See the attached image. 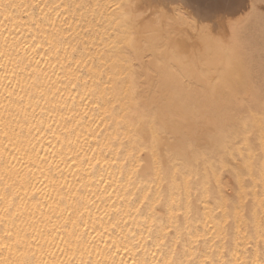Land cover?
I'll return each instance as SVG.
<instances>
[{"label": "snow or ice", "instance_id": "obj_1", "mask_svg": "<svg viewBox=\"0 0 264 264\" xmlns=\"http://www.w3.org/2000/svg\"><path fill=\"white\" fill-rule=\"evenodd\" d=\"M216 3L220 9H224L233 7L238 0H216ZM187 7L188 0H112L110 3H101L97 0L95 4L90 0L67 4L48 3L42 0H33L32 3L0 0V16H3L0 25L12 22L15 32L20 33L21 28L16 27L13 19L15 10L25 9L24 14L32 17L27 26L32 44L29 45L27 42L28 36L23 40L19 35L13 38L14 45H19L26 51L30 46L39 49L43 43H47L51 50L54 42L63 43L60 38L63 29L57 28L56 22L59 19L61 25L68 27L71 25L68 24L67 17L61 19L63 16L59 11L61 8L74 17L79 14L78 23L89 25L88 29H82L85 34L91 31L93 24L98 28L103 26L102 22L96 19L97 15L104 17L107 13V18L114 22L110 23L113 31L109 34V39L114 38L113 47H119L121 52L126 53L123 60L125 67L121 69L124 75L115 78L111 84L103 80L96 81L95 77L83 72L76 74L75 79L79 81L84 77L85 94L81 101L87 102L85 107L91 103L94 109L105 113L101 118V124L109 117L115 119L119 116V120L116 121L117 127L127 128L120 147L115 151L118 155H123L127 151L124 157L125 168L129 161L133 163V167L129 170L126 183L128 188H136L143 195L142 199L140 195H136L135 199L130 198L127 206L113 205L106 208L104 215L108 216V220L104 221L101 218L100 228L92 227L87 234L79 231L76 221H72L73 229H66L68 219H64L63 228L54 225L51 232H45L39 225L46 226L51 223L52 216L45 215L44 206L39 201L36 207L40 209V217L33 211L26 225L24 221H21L19 226L15 224L16 219L23 215L16 203L19 189L15 182L11 185L6 184L5 190L0 193V202L4 205L0 208V224L4 225L6 238L0 240V264H264V188L261 189L258 205L254 203L252 205L253 208L258 207L260 211H253L251 215L248 213L250 202L256 199L253 196L254 189L250 185L264 186V0H260L259 4L255 0H252V3L244 0L239 16L241 21L259 20L261 29L259 45L252 41L243 47L221 45V55L207 65L208 71L190 62L187 55L182 53L178 39L173 40L180 30L196 24L185 11ZM37 9L40 10L39 13ZM52 12L56 13V19L51 17ZM201 15L203 20L197 26L201 32L211 35L215 21L210 15L203 13ZM46 24L48 28L44 27ZM104 31L107 32L108 29L105 28ZM233 31L235 34V27ZM41 36L44 37L43 41L37 42ZM85 48L90 51L91 46L85 42ZM78 50L74 48L73 53ZM71 59L75 60V56H71ZM89 60L94 58L89 56L85 59L82 56L75 62L78 67L82 63L87 66ZM39 63L40 61H36L37 65ZM69 69L72 71L71 65ZM13 75H17L15 69ZM66 78L73 79L71 76ZM138 78L143 79L146 93L137 89ZM89 79L93 81L91 88L88 87ZM101 83L104 84V89L99 87ZM17 87L20 89L19 92L15 91ZM78 87L79 83L72 84L73 89ZM4 88L7 95L0 94V99L8 103L0 104V108L5 109L11 120L5 121L0 118V125H4L6 130L3 131V135L12 145L13 152L18 154L13 158L21 164V170H16L15 165H11V168L21 181V187L30 183L28 175L21 174L24 168L32 173L39 171L41 175L50 178L51 190L60 195L61 199L57 201L51 196L48 191L49 185L37 188L34 184L31 185L32 198L35 199L36 194H43L45 199L52 200L47 210L60 220L63 212L71 211V208L65 205L59 212L56 209L60 208L66 198L73 195L72 185L67 183L65 171L72 173L81 171L85 160L88 161L90 168L99 166L101 161L95 157H80L78 151L72 157L61 155L65 142L71 146L73 141L68 137L61 139L59 135L56 136V140L61 144V153L54 151L55 145H52L50 148H44L46 154L41 155V149L37 148L36 144L39 142L38 138L47 135L41 131L42 127L50 126H46L42 118L37 120L35 108L39 106V99H46L51 88L41 87L39 77L30 80L20 78L15 84L9 80ZM29 89H35L36 92ZM193 89L196 90L195 95ZM109 90L112 95L108 94ZM97 92L100 94L96 95ZM71 98L75 100V96ZM25 99L29 102L25 103ZM177 99L181 101L195 99L201 106V111L207 113L206 122L189 123L179 129L169 126L166 119L167 110L159 106ZM33 100H36L35 105L32 104ZM121 105L127 109L123 115L120 114ZM13 107L15 110L9 111ZM30 107L31 113L28 111ZM159 113L163 114L158 115ZM84 115L86 117L87 113ZM34 129L36 135H33ZM64 132L70 134L68 128H65ZM53 135H56L54 130ZM129 146L131 151H128ZM138 150L142 153L139 157ZM6 151L7 146L0 149V156ZM49 154L52 156L51 160ZM57 155H60V160L55 159ZM69 159L70 164L67 163ZM137 159L143 167L136 165ZM92 160H95L94 164L91 163ZM116 162L113 160L110 163ZM62 163L65 165L64 168L60 167ZM145 171L152 183L141 187L135 181ZM124 174L125 169L122 168V180ZM167 175H171L174 187L187 192L186 202L184 200L178 202L175 197L169 202L162 192L155 193V200L153 199V186L159 187L156 185V179L164 182ZM58 176L63 178V183L57 179ZM98 183L108 182L101 179ZM66 189L67 196L64 195ZM104 191L111 196L107 189ZM194 203L203 204L210 218L215 220V226L212 228L215 235L214 243L216 240L226 242L236 239L238 244L239 238L232 237L231 231L233 228L237 233L243 230L249 240L255 239L256 254L249 256L246 253L245 258L241 259L225 243L216 249L221 254L217 257L200 251L197 246H185L181 252L173 244L168 243L169 233L173 229L166 224L157 226V205L160 208L167 205L170 224L175 223L180 216H184L188 223H192ZM80 206L87 207L86 204L81 205L77 202V211ZM196 211L198 212V209ZM133 213L136 216H143L144 223L140 225L139 233L132 232L129 235L125 232L129 219L125 217L134 220ZM215 213L222 215L216 217ZM82 215L81 213V217ZM9 220L13 221L11 226L7 223ZM95 224L96 220L93 219V225ZM12 227L16 228L15 233L11 230ZM84 227L88 228L87 222H84ZM64 230L68 231V236L61 235L64 245L61 247L55 236ZM184 231L191 235L187 224ZM91 232H95L96 235L92 237L90 246L85 237ZM201 239L207 241L208 237L197 235V244ZM41 240L43 244L48 245L47 249ZM73 240L76 241L75 244L72 243ZM100 241L104 243L103 248L99 246ZM180 243L181 238L178 235L175 244ZM34 244L39 248L41 255L39 260L34 259ZM185 244L187 245V241ZM92 247L96 248L95 255ZM157 250L161 253L160 256H157ZM140 253L144 255L140 256ZM229 253L235 259L224 258ZM45 255L51 258L43 259ZM149 256L151 259H148Z\"/></svg>", "mask_w": 264, "mask_h": 264}, {"label": "bare ground", "instance_id": "obj_2", "mask_svg": "<svg viewBox=\"0 0 264 264\" xmlns=\"http://www.w3.org/2000/svg\"><path fill=\"white\" fill-rule=\"evenodd\" d=\"M17 3H32L33 0H16ZM42 2L48 3H76L81 2V0H42ZM91 3L95 4L97 0H90ZM101 3H110L112 0H99ZM194 0H188V3H192ZM244 0H238V3L231 8L220 9L217 6L216 0H212L210 6H208L209 11L204 12V10L197 9H188L185 8V11L189 13V18L193 21H196L192 27H187L178 33L177 37H173V40L178 39L181 51L183 54H186L190 62H194L196 65H199L204 71H208V64H211L221 55V45H235L237 47H243L249 44L250 41L259 45L260 42V24L259 20L255 19L252 21H241L239 16L241 15V7ZM259 4L260 0H255ZM248 3H252V0H248ZM193 10V11H192ZM25 9H17L14 13V21L16 27L21 28L20 33L15 32L12 22H6L4 25H0V94L6 96L4 86L8 84L9 80L15 84L17 79L23 78L25 80L34 79L39 77V84L45 89L51 88V91H48L46 99H39V106L35 108L37 120L42 118L46 126L42 127L41 131L46 132L47 135H44L42 138H38L36 146L41 149V155L46 153L43 151L44 148H50L52 145H55L54 151L61 153V144L57 142L56 136H61V139L68 137L73 141V144L69 146L66 142L64 144L63 151L61 155L72 157L78 151L80 157H95L101 161V164L95 168L88 167V161L85 160V163L82 167V170L77 173L65 171L64 175L67 177V183L72 185L71 195L69 198H66L63 201V204L60 205V208H57L56 211L59 212L65 205L71 208V211H64L63 217L60 220H57L55 215H52L47 209L48 205L52 203V200L45 199L43 194H36V198L33 199V188L34 184L37 188H42L44 185H49L48 191L51 196L59 201L61 199L60 195H57L55 191H52V185L50 178L41 175L39 171L35 173L29 172L27 168L22 169L21 174H27L30 178V183L21 187V181L15 175V171L11 168V165H15L16 170H21V164L13 158L15 154L13 152L12 145L9 144L7 137L3 135V131L6 130L4 125H0V149H3L7 146V151L3 153V156H0V193L5 190V185H11L14 182L16 183L17 188L19 189L18 197H16V203L19 206V211L23 213L18 219H16L15 224L21 225V221L25 222V225L29 218L32 215V212L35 211L37 217H40V209L36 207L37 201H39L45 210V215H51V223L45 225H39L44 228L45 232H51L53 226L64 227V219H68L66 229H73L74 225L72 221H76L79 225V231L85 232L86 234L92 227L100 228V220L103 218L104 221L108 220V216L104 215V210L110 206H127L129 199H135L136 195H140V198H143V195L139 193V190L136 188H128L126 183L127 175L129 170L133 167L131 161L128 162L127 167L125 168L124 157L127 155V151L123 155H118L115 149L120 147L121 140L124 139L125 133L127 131L126 127L118 128L116 121L119 120V116L113 119L109 117L104 123H100L101 118L105 115L103 111H98L94 109L91 103L87 104L82 103L81 97L85 94L84 88V77H81L79 81L75 79V75L83 72L89 76L95 77L96 81H105L111 84L113 80L117 77L124 75V72L121 71L125 67L123 64L124 57L126 53L121 52L119 47H113V39H109V34L112 33L113 29L110 27V23H114L107 18V13L104 17L97 15L96 19L102 22V27H97L93 24L91 26V31L85 34L82 29H88L89 25L84 23H78L79 14L74 17L70 12H64V9L61 8L59 11L63 13L64 17H67L68 24L61 25L60 20L56 22L57 28H62L61 39L63 43L55 44L49 49L47 43H43L42 47L39 49H33L31 46L26 51L23 47L19 45H14V36L19 35L21 40L25 36H28L29 45L32 44L31 37L27 33L28 21L32 17L25 15ZM30 11V10H27ZM37 13L40 12L39 9L36 10ZM47 11V10H46ZM212 11V12H211ZM210 15L211 18L215 21V28L211 35L205 34L200 31L197 26L203 16L201 15ZM51 17L56 19V13L52 12ZM3 19V16H0V20ZM207 22V21H204ZM48 28L46 24L44 26ZM235 27V34L234 29ZM107 28L108 31L105 32L104 29ZM47 33H45L46 35ZM7 37V40H5ZM44 37L41 36L37 42L43 41ZM85 42L91 46V49L85 48ZM79 49L73 53V49ZM71 54V55H69ZM71 56H75V60L71 59ZM87 59L89 56L93 57L94 60H89L87 66L83 63L79 65L76 64V60L81 59V57ZM36 61H40L39 65L36 64ZM59 61V62H58ZM17 65L19 67L17 68ZM30 65V66H29ZM71 65L72 71L69 69ZM16 70L17 75H13V70ZM35 70V71H34ZM5 73H7V78H5ZM73 77L69 80L66 77ZM79 83L80 87L73 89L72 84ZM131 83V81H129ZM88 87H93V81L88 80ZM101 89H104V84L99 85ZM127 88V85L124 86ZM136 87L141 92L146 93L145 83L143 79L138 78L136 82ZM16 92H19L20 89L17 87ZM29 91L36 92L35 89H29ZM196 90L193 89V95H195ZM61 93L63 94L61 96ZM100 93L97 92L96 95ZM109 95H112L109 90ZM38 95V94H37ZM75 96V100L71 97ZM16 97H14L15 99ZM29 101L25 99V103ZM8 101L0 99V104H7ZM32 104H36V100L32 101ZM107 107L110 108V105ZM167 110V121L169 126H173L179 129L181 126H185L189 123L195 124L197 122L205 123L207 113L201 111V106L195 99L191 100H175L170 101L167 105H160ZM42 109L44 111H42ZM14 107L9 111H14ZM126 107L121 105V115L126 111ZM29 113L32 112V108L28 109ZM85 113L87 116L85 117ZM159 113L158 115H162ZM0 118L5 121L11 120V116L5 111L4 108H0ZM109 120L111 123H109ZM36 121H33L35 123ZM68 128L69 132H64V129ZM53 130L56 135H53ZM27 132V129H25ZM33 135H36L35 129L33 130ZM51 141V143H49ZM125 143L127 141L125 140ZM71 148V150H70ZM128 151H131V146H129ZM142 155L138 150L137 157ZM60 155L55 157L56 160H60ZM27 158L25 157V160ZM49 159H52V156L49 154ZM117 161L115 164L110 163L111 161ZM108 161V162H106ZM71 163V159L67 161ZM91 163H95V160H92ZM136 165L143 167L140 164V161L136 160ZM61 168H64L65 165L62 163ZM79 167V165H78ZM125 169V174L123 180L121 179V169ZM153 175H155L153 173ZM79 178V179H77ZM61 183L64 182L63 178L57 177ZM103 179L108 183H98ZM181 180L183 177L180 178ZM227 179V177H225ZM141 187H145L147 184H151L152 181L147 175V172L141 174V177L135 181ZM179 184L180 181L178 180ZM156 185L159 187L153 186V199L155 200V193L162 192L167 200L170 202L173 197L186 202L187 192L181 191L180 188L174 187L171 182V175H167L164 178V182H161L160 179H156ZM253 187V196L256 198L254 201L250 202L248 213L251 215L253 211L259 212L258 207L253 208V203L258 205L259 196L261 195V189L264 186L259 184L250 185ZM25 188L27 189L25 191ZM107 189L108 193H111V196L107 195L104 191ZM12 190H10L11 195ZM65 196L68 195L67 189L64 193ZM195 196V192H193ZM22 197L23 199H20ZM123 197V199H122ZM77 202H80L81 205L86 204L87 207L80 206L79 211H77ZM138 203V201H137ZM3 202H0V208H2ZM158 208V219L157 226L161 224L170 225L173 229L169 233L170 240L168 243L173 244L181 252L185 246H197L200 251L207 252L211 255L220 257V251L216 250L224 246L225 243L227 247L235 253L241 259L245 258L247 253L249 256H254L256 254V241L255 239L249 240L248 237L244 234V231L237 233L235 228L231 231L232 237H238L239 243L237 244L236 239H230L228 241L216 240L215 235L212 231V228L215 226V220L210 218L209 212L206 211L203 204H193V222L188 223L184 216H180L176 219L175 223L169 221V216L167 214V205L163 208ZM211 205H209V209ZM198 209V212L196 211ZM16 211V209H13ZM81 213L83 214L81 217ZM135 216V219H129L128 226L125 228V232L131 235L132 232L139 233L141 231L140 225L144 223L143 216H136L135 213L132 214ZM221 213H215L216 217L221 216ZM93 219L96 220V224L93 225ZM198 221V222H197ZM84 222H87L88 228L84 227ZM8 225L11 226L13 221H7ZM191 230V235L188 232L184 231L185 225ZM11 230L15 233L16 228L12 227ZM61 235L67 237L68 231L64 230L59 235L55 236L56 242L61 244ZM96 235L95 232H91L90 235H86L85 239L89 242V245H92V237ZM180 236L181 243L175 244L177 236ZM207 236V241L201 239L198 244L196 242V236ZM15 238V237H14ZM6 239L4 237V225L0 224V240ZM187 241V245L185 244ZM110 242V241H109ZM43 244V240H41ZM73 244L76 243L75 240L72 241ZM248 244H251V247H247ZM45 249L48 248L47 244H43ZM101 248L104 247L103 241H100ZM153 250L155 247L153 245ZM215 250V251H213ZM33 251L35 252L34 259H41L39 248L34 244ZM93 254L95 255L96 248L92 247ZM167 252V248H165ZM6 254V253H5ZM170 254V253H169ZM143 253H140V256H143ZM161 253L157 250V256H160ZM233 258L231 253L224 258ZM45 255L43 259H50ZM87 258V257H86ZM119 259V257L117 258ZM148 259H151L149 256Z\"/></svg>", "mask_w": 264, "mask_h": 264}, {"label": "rangeland", "instance_id": "obj_3", "mask_svg": "<svg viewBox=\"0 0 264 264\" xmlns=\"http://www.w3.org/2000/svg\"><path fill=\"white\" fill-rule=\"evenodd\" d=\"M211 2H212V0H194V2L190 3L189 7H187V8L188 9H197L198 12H200L199 10H204V12H205V10L209 11L208 6H210Z\"/></svg>", "mask_w": 264, "mask_h": 264}]
</instances>
